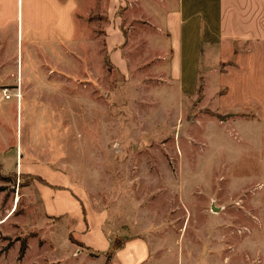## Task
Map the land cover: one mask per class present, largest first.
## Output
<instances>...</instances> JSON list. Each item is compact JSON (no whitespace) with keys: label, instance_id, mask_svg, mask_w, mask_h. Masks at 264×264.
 Wrapping results in <instances>:
<instances>
[{"label":"rangeland","instance_id":"obj_1","mask_svg":"<svg viewBox=\"0 0 264 264\" xmlns=\"http://www.w3.org/2000/svg\"><path fill=\"white\" fill-rule=\"evenodd\" d=\"M87 38L80 27L75 46L27 53L14 36L0 52V86L18 82L21 93L0 101L16 158L63 176L98 220L84 229L89 242L97 231L142 239L151 264H264V134L249 148L229 124L242 114H213L122 73L104 60L103 36ZM4 175L0 217L16 208L0 225V264H103L76 220L44 212L28 174Z\"/></svg>","mask_w":264,"mask_h":264},{"label":"crops","instance_id":"obj_2","mask_svg":"<svg viewBox=\"0 0 264 264\" xmlns=\"http://www.w3.org/2000/svg\"><path fill=\"white\" fill-rule=\"evenodd\" d=\"M94 20L101 25L96 27ZM80 27L89 36L85 46L93 35L103 36L104 60L122 73L133 70L153 77L166 93L178 94L188 105L197 99L199 109L213 114H242L244 119L229 124L251 144L264 134L258 127L264 124V0H0V52L14 36L27 53L45 47L59 52L61 45L80 42ZM2 74L0 82L6 78ZM251 144L247 146L253 148ZM15 153L8 133L0 130L3 175L11 171L34 176L44 212L76 220V228L84 232L81 242L104 252L103 264L109 263L110 252L111 264H151L150 246L142 239L123 237L113 251L114 240L97 231L89 242L84 229H93L97 219L63 176L45 166L26 167ZM5 162L13 164V170H4ZM12 209L13 202L0 220Z\"/></svg>","mask_w":264,"mask_h":264},{"label":"built area","instance_id":"obj_3","mask_svg":"<svg viewBox=\"0 0 264 264\" xmlns=\"http://www.w3.org/2000/svg\"><path fill=\"white\" fill-rule=\"evenodd\" d=\"M15 98L18 104L21 99L20 88L18 82L13 86H0V101H6Z\"/></svg>","mask_w":264,"mask_h":264},{"label":"trees","instance_id":"obj_4","mask_svg":"<svg viewBox=\"0 0 264 264\" xmlns=\"http://www.w3.org/2000/svg\"><path fill=\"white\" fill-rule=\"evenodd\" d=\"M106 62H108V61H106ZM201 89H199V91H200ZM21 176L23 175V174H20ZM25 176H27V174H24ZM29 176H27V177H29V179H34L35 177L34 176H32L31 174H28ZM0 178L2 179V180H7V178H8V176H6V175H3V174H1L0 173ZM37 180L38 181H40V182H43V180L40 178V177H37ZM3 188L0 186V190H2ZM122 241H123V239L122 240H120V239H118V238H114V241H113V245H112V250L114 251L115 249H117V248H119L120 246H121V244H122ZM111 254H112V252H110L109 254H107L106 255V257H107V261H109L110 260V257H111ZM108 263V262H107Z\"/></svg>","mask_w":264,"mask_h":264},{"label":"water","instance_id":"obj_5","mask_svg":"<svg viewBox=\"0 0 264 264\" xmlns=\"http://www.w3.org/2000/svg\"><path fill=\"white\" fill-rule=\"evenodd\" d=\"M211 210H213V211H217L218 208H216V207L214 206V204H211Z\"/></svg>","mask_w":264,"mask_h":264},{"label":"bare ground","instance_id":"obj_6","mask_svg":"<svg viewBox=\"0 0 264 264\" xmlns=\"http://www.w3.org/2000/svg\"><path fill=\"white\" fill-rule=\"evenodd\" d=\"M16 208V207H15ZM15 208H14V210H15ZM14 210H12V212L11 213H13L14 212ZM11 215V214H10ZM10 215H8L4 220H2V221H0V223L1 222H4Z\"/></svg>","mask_w":264,"mask_h":264}]
</instances>
